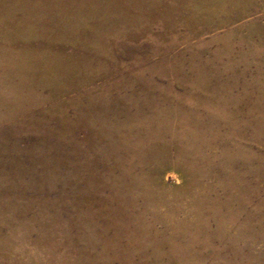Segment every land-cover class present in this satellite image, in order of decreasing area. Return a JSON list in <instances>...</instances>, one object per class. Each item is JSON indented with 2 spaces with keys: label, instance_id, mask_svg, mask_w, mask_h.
Here are the masks:
<instances>
[{
  "label": "rangeland",
  "instance_id": "1",
  "mask_svg": "<svg viewBox=\"0 0 264 264\" xmlns=\"http://www.w3.org/2000/svg\"><path fill=\"white\" fill-rule=\"evenodd\" d=\"M17 5L0 264H264V0H37L40 88Z\"/></svg>",
  "mask_w": 264,
  "mask_h": 264
},
{
  "label": "crops",
  "instance_id": "2",
  "mask_svg": "<svg viewBox=\"0 0 264 264\" xmlns=\"http://www.w3.org/2000/svg\"><path fill=\"white\" fill-rule=\"evenodd\" d=\"M17 7H18L17 12H18V20H19L18 21V28H23L25 30L27 29V32H25L23 35L21 34V36H24V38H23L25 40L24 44L25 45L27 44V46L25 48L23 47L20 50V51H23V50L25 51V52H23V54H21L22 52H20V55H23V57H24L23 60L26 64V67L23 68L21 70V72L27 73L29 71H32V75H33V77H32L33 80H31V77H29V76H27L28 77L27 80H26V77L24 78V80H23L24 87L23 88H40L41 86L38 83L36 84L34 82L35 77H39V78L41 77V72H39V71L35 72V70L39 69L38 68V61H40V57L42 56L41 52L37 51L38 48L35 47L37 44H41V42L39 41L40 37L37 36V33L35 30L37 28H39V27H37V24L39 22L38 14L41 13V11L43 12L42 6L37 5V0H18ZM23 19H25V20L27 19L28 25H27V23L25 24L26 21H24ZM32 45H33V47H32ZM49 57L52 59L51 50L49 52ZM20 58H21V56H20ZM21 59H19V60L21 61ZM49 70L52 71V66L49 67ZM52 74H53V72L48 73L49 81L51 79ZM50 86H51V84L49 85V87ZM52 106L53 105H49V109L53 111ZM32 111L35 112L38 110H36V108H33ZM48 111L49 110L47 108V112ZM39 112H41V109H39ZM19 121H21V119H19ZM20 128L23 131L27 130L26 126L22 125L21 122H20ZM22 135L25 136L26 132H24Z\"/></svg>",
  "mask_w": 264,
  "mask_h": 264
}]
</instances>
